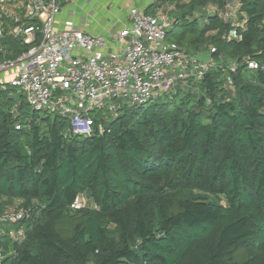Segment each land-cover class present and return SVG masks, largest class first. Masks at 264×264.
<instances>
[{
    "label": "trees",
    "instance_id": "trees-1",
    "mask_svg": "<svg viewBox=\"0 0 264 264\" xmlns=\"http://www.w3.org/2000/svg\"><path fill=\"white\" fill-rule=\"evenodd\" d=\"M159 6L171 47L217 62L172 99L97 111L90 136L69 137L0 88V214L30 209L2 226V264H264V0ZM4 35L0 60L31 45Z\"/></svg>",
    "mask_w": 264,
    "mask_h": 264
},
{
    "label": "built area",
    "instance_id": "built-area-1",
    "mask_svg": "<svg viewBox=\"0 0 264 264\" xmlns=\"http://www.w3.org/2000/svg\"><path fill=\"white\" fill-rule=\"evenodd\" d=\"M4 1L0 0V39L7 34L31 45L14 58L0 60V88L15 87L33 110L62 117L69 137L90 136L97 111L116 116L125 106L172 99L179 91L189 89L190 81L202 79L217 66L210 54L203 61L167 43L171 21L165 6L154 7L149 14L147 6L135 0L128 10L131 23L122 34L128 39L121 48L112 50L102 36L88 34L72 21L62 29H54L60 12L58 0H27L20 4ZM237 7V2H231L219 16L223 20L234 18ZM3 16L12 22L7 29ZM28 20H37L40 25L29 24ZM215 51L210 48L211 53ZM218 59L223 61L224 55L219 54ZM246 64L248 69L258 66L249 57ZM228 67L233 70L235 64ZM84 204L83 199L73 207ZM29 216L30 209L12 207L4 211L0 214V234L4 224ZM11 235L18 241L24 236L22 230L12 231ZM3 258L0 251V264Z\"/></svg>",
    "mask_w": 264,
    "mask_h": 264
},
{
    "label": "crops",
    "instance_id": "crops-1",
    "mask_svg": "<svg viewBox=\"0 0 264 264\" xmlns=\"http://www.w3.org/2000/svg\"><path fill=\"white\" fill-rule=\"evenodd\" d=\"M21 2L26 3L27 0L4 1L5 4ZM58 2L60 12L56 16L54 29H62L68 21H72L79 24L84 32L102 36L108 48L112 50L121 48L128 39L122 34L131 23L128 17L129 7L137 1L93 0L89 3V0H58ZM152 2L153 0H140V3L147 7L151 6ZM1 20L5 29L12 23L7 16H3Z\"/></svg>",
    "mask_w": 264,
    "mask_h": 264
},
{
    "label": "rangeland",
    "instance_id": "rangeland-1",
    "mask_svg": "<svg viewBox=\"0 0 264 264\" xmlns=\"http://www.w3.org/2000/svg\"><path fill=\"white\" fill-rule=\"evenodd\" d=\"M152 7L151 9H147V13L149 14H152ZM213 10H210L209 12H212ZM197 57L200 59V60H203V61H207L209 56L208 54H197ZM77 201H83L82 197H80ZM78 204V203H77Z\"/></svg>",
    "mask_w": 264,
    "mask_h": 264
}]
</instances>
